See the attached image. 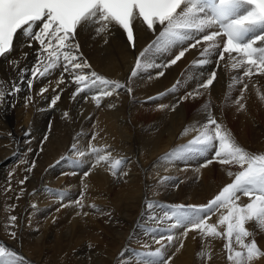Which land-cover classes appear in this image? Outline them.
<instances>
[{"label": "bare ground", "instance_id": "bare-ground-1", "mask_svg": "<svg viewBox=\"0 0 264 264\" xmlns=\"http://www.w3.org/2000/svg\"><path fill=\"white\" fill-rule=\"evenodd\" d=\"M134 30L139 34L135 50L125 44V36L118 28L108 36V44L100 37L93 38L92 30L78 35L80 50L93 70L132 89L131 93L121 89L118 95L103 98L99 108L91 100L96 89L73 99L75 86L70 83L67 87L60 86L63 88L61 99L56 106H51L61 69L35 80L31 89L27 87L30 73H25L21 80V71L36 63L39 46L35 42L29 48L25 38L18 35L8 59L0 58V91L7 93L17 83L21 87V91L0 103V245L14 251L15 260L22 264H76L75 258L85 262L81 258L91 257L95 249L99 258L92 264H139L138 251H154L160 247L149 231L158 229L162 233L167 224H158L148 215L145 217L149 213L148 202L163 208L206 204L231 181L227 172L239 170L219 163L201 167L206 158L201 156L186 161L161 159L192 139L194 133H182L186 127L206 121L203 110L206 103H210L213 115L240 145L253 153L264 152V101L259 99V94L264 93V77L252 78L245 92L246 109L240 112L233 101L239 96L242 85H235L231 91L228 86L232 76L241 75L243 70L231 69L227 57L217 63L213 56L209 64L200 65V52L207 46L204 44L194 49L189 47L176 65L147 69L132 78L131 70L138 53L155 39L139 21L135 22ZM191 43L184 42V46ZM179 50L181 46L177 45L172 52L157 57L158 62H166ZM161 70L165 75L157 77L155 73ZM213 70L217 71L213 87L196 99L181 102V97L196 89ZM65 79L67 83L70 77L65 74ZM44 87L49 91L40 95ZM28 97L32 98L30 102ZM172 106H176L175 111L171 110ZM65 111L69 118H64ZM94 134L95 140L92 139ZM73 143L85 152L84 157L73 151ZM90 145L111 152L113 161L121 159L120 167L127 172L124 179L123 174L120 180L112 176L108 165L98 166L84 177L83 173L95 162V157L88 152ZM71 157L79 166L78 173L66 166ZM33 161L35 167L27 173ZM25 175L29 178L21 186L19 181ZM164 176L171 179L161 184ZM21 187L23 197L18 200L13 189ZM81 193H84L83 209L75 204L81 199ZM243 202H247V198H243ZM91 204L99 211L88 207ZM15 209L22 227L17 221L15 228L10 226L9 218ZM78 212L81 214L77 215ZM83 212L88 215L84 216ZM162 214L155 213L156 216ZM218 215H213L209 222L215 223ZM248 227L252 230L254 225ZM13 231L14 238L10 234ZM1 232L5 236L2 237ZM255 238L264 249V233L257 232ZM145 239L151 248L144 247ZM201 240L199 234L190 233L184 241L185 247L178 252V245L168 246L162 241L165 257L172 256L171 264H229L223 249L224 240L203 239L207 242L204 246ZM206 245L210 260L200 256ZM130 250L134 253L132 259L127 255ZM122 251L126 254L124 260L120 255ZM67 252L72 254L66 257ZM48 254L53 262L46 259ZM103 255L106 257L102 258ZM40 256L42 263H39ZM256 264H264V259Z\"/></svg>", "mask_w": 264, "mask_h": 264}, {"label": "snow or ice", "instance_id": "snow-or-ice-1", "mask_svg": "<svg viewBox=\"0 0 264 264\" xmlns=\"http://www.w3.org/2000/svg\"><path fill=\"white\" fill-rule=\"evenodd\" d=\"M137 21L145 30L152 32L155 39L138 53L131 70L132 78L147 69H166L176 65L185 57L189 47L194 49L204 44L207 46L200 52V65L209 64V58L213 56L217 63L227 57L231 69L243 70L241 75L232 76L228 87L231 91L235 85H242L233 103L238 112L246 109L245 92L249 83L254 76L264 77V0H0V58L8 59L14 51V39L18 35L25 38L29 48L35 42L39 46L36 63L21 71V80L25 73H30L27 87L31 89L35 80L61 69L57 88L53 89L56 94L51 98V106H56L61 99L63 88L60 86L67 87L70 83L75 86L73 99L96 89L91 100L99 108L103 98L118 95L121 89L131 93L132 89L93 70L80 50L78 35L92 30L93 38L100 37L104 44H108V36L118 28L125 36V44L135 50L139 35L134 30ZM187 41L192 43L185 47L184 42ZM177 45L181 46V50L166 62H158L157 57L172 52ZM65 74L70 77L67 83ZM155 75L162 77L165 72L161 70ZM216 81L217 71L213 70L196 89L181 97V102L203 95ZM19 91V83L13 84L7 93L0 91V103ZM48 91L47 87L41 88L40 95ZM27 99L30 102L32 98ZM259 99L264 101V93L259 94ZM175 109L176 106H172L171 110ZM203 110L206 121L188 126L182 133H194L192 139L161 159L186 161L193 156H201L206 157L201 167L219 163L239 170L227 172L231 181L206 204H177L163 208L155 202H148L146 209L149 213L155 212L157 207L163 213L162 216L149 215L148 218L158 224H167V228L162 233L158 229L149 231L150 237L160 247L154 251H138L136 256L139 264H171L172 256L165 257L166 248L162 241H166L168 246L178 245V252L185 247L184 241L190 233L199 234L202 239L224 240L223 249L229 264H256V261L264 259V249L255 238L257 232L264 233V152L253 153L240 145L223 122L213 115L210 103H206ZM63 116L69 118V113L65 111ZM92 139H96L95 134ZM72 149L78 156H85V152L80 151L75 143ZM88 152L95 157V162L83 173L84 177L103 165H108L114 177L127 175L120 167L123 161H113L112 153L105 148L90 145ZM34 167L33 161L26 172L31 173ZM28 178L25 175L19 181L20 185L23 186ZM170 179L164 176L160 183ZM23 191L21 187V193ZM83 196L84 193H81V199L75 201L80 209L85 207ZM243 198H247V202H243ZM88 207L99 211L95 204ZM217 214V221L210 223L212 216ZM83 215L87 216L88 213L83 212ZM9 219L10 226L15 228L17 217L13 215ZM249 224L254 225L252 230ZM10 234L13 238L16 235L14 231ZM144 247L148 248V245ZM16 255L14 251L0 245V264H22L15 260ZM120 255L124 257L125 252L122 251ZM200 256L211 259L207 248Z\"/></svg>", "mask_w": 264, "mask_h": 264}, {"label": "rangeland", "instance_id": "rangeland-1", "mask_svg": "<svg viewBox=\"0 0 264 264\" xmlns=\"http://www.w3.org/2000/svg\"><path fill=\"white\" fill-rule=\"evenodd\" d=\"M66 166L68 167V169L70 170V171H75L76 173H78L77 172V168L79 167L77 164H76V161H75V158H73V157H71L70 158V162L68 163V164H66ZM124 177H125V175L123 176V179H124ZM120 178H121V175H120V177H118L117 178V180H120ZM21 189H13V192L14 193H16L17 192V194H18V196H19V199L18 200H21L22 199V197H23V194L21 193V191H20ZM166 205H171V203H166ZM156 212H158V214L160 215V212H162V211H160V207L159 208H157L156 210H155V212H153V213H148V214H146L145 215V217L148 215V217H149V215H155V213ZM16 213H17V209H15L14 210V213H13V215H16ZM158 215V216H159ZM18 220H17V223L19 224V226L20 227H22V220H21V217H18L17 218ZM150 221V220H149ZM1 235H2V237L3 236H5L2 232H1ZM200 236V235H199ZM10 239V238H9ZM145 241V244H146V241H147V239H145L144 240ZM203 241V242H202ZM201 242H202V244H203V246L207 243V242H205L203 239L201 240ZM86 245L88 246V243H86ZM142 245H140L139 247H141ZM150 246V247H149ZM149 246H148V248H151V245L149 244ZM206 248H207V245H206ZM206 248H204L203 249V251L206 249ZM93 249V248H92ZM87 251V250H86ZM74 252V251H73ZM71 252H67V254L65 255L66 257L70 254ZM95 253V254H94ZM72 254V253H71ZM88 254V253H87ZM40 255V253H38V255L35 257V261H36V259H37V257ZM127 255H129V257L131 258V256L133 257L134 256V253L130 250V252H127ZM41 256H43V251H42V253H41ZM39 257V263H42V261H43V257ZM48 258H46L49 262H53V260L51 259V257H50V255L48 254ZM90 256L91 257H84V258H81V259H83V260H85V262L84 261H79V259H76L75 258V260H78V262L76 263V264H92V262L94 261V260H96V258H99L98 256H99V254H98V252L96 251V249L93 251V252H91V254H90ZM94 256H95V258H94ZM106 256H102V258H105ZM125 257H126V254H125ZM108 258H109V256H108ZM122 259L124 260V257H122ZM132 259V258H131ZM205 261H207V260H205ZM87 262V263H86ZM123 262V261H122ZM203 263H205L204 262V260H203Z\"/></svg>", "mask_w": 264, "mask_h": 264}]
</instances>
